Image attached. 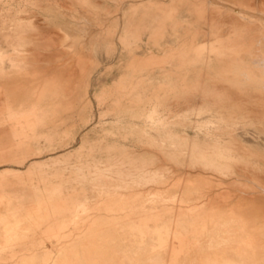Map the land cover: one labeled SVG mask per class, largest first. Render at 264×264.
I'll list each match as a JSON object with an SVG mask.
<instances>
[{"label":"rangeland","instance_id":"rangeland-1","mask_svg":"<svg viewBox=\"0 0 264 264\" xmlns=\"http://www.w3.org/2000/svg\"><path fill=\"white\" fill-rule=\"evenodd\" d=\"M260 54L264 0H0V264H258Z\"/></svg>","mask_w":264,"mask_h":264},{"label":"bare ground","instance_id":"bare-ground-1","mask_svg":"<svg viewBox=\"0 0 264 264\" xmlns=\"http://www.w3.org/2000/svg\"><path fill=\"white\" fill-rule=\"evenodd\" d=\"M10 45V44H9ZM9 48V47H8ZM251 62L252 65L256 68L259 69V72L261 73V77H255V76H250L247 73H241L239 75V78L236 80V82L238 83L239 86L242 87H251L252 89H256L257 91H259L260 93L263 94V98H264V54H260V55H256L255 57L251 58ZM205 76V75H204ZM201 93V92H200ZM201 96V94L199 95ZM196 104V103H195ZM264 106V105H263ZM256 108V107H255ZM261 109V108H260ZM259 109V110H260ZM263 109V108H262ZM248 110V109H247ZM253 111V110H252ZM193 114L195 116H200L201 114H203V110L201 108V106L199 104H196L193 107L192 110ZM250 112V111H249ZM255 112V111H254ZM241 114V112H240ZM245 114V113H244ZM236 116V115H235ZM254 118V116H252ZM262 117V116H261ZM264 117V116H263ZM192 118V117H191ZM235 118V117H234ZM199 119V118H198ZM236 119V118H235ZM199 123H202L203 121L199 120ZM196 120L195 122H193L194 125V129L197 130V126L198 123ZM192 123V122H191ZM237 123V122H236ZM244 123V122H242ZM248 123V122H247ZM227 124V123H226ZM206 125V124H204ZM225 125V124H224ZM223 125V126H224ZM235 125V124H234ZM233 126V125H231ZM210 127V126H209ZM208 127V128H209ZM205 128V127H204ZM200 129V128H199ZM198 129V130H199ZM195 130V131H196ZM207 130V129H206ZM193 131V130H192ZM202 133V132H200ZM196 134V133H195ZM189 137H191V135L189 134ZM194 138V136L192 137ZM214 145H216V147L218 149H222L221 145H217L216 143H214ZM212 151V149H211ZM214 151V149H213ZM217 152V151H215ZM221 152V151H220ZM199 162V161H198ZM233 162V161H232ZM236 163V162H235ZM201 164V163H200ZM205 165V164H204ZM205 169V168H204ZM212 170V168H211ZM216 171V170H215ZM213 173V172H212ZM203 175V174H202ZM210 175V174H209ZM260 192L262 195H264V189L261 188ZM241 193V192H240ZM243 195V194H241ZM240 195V198H241ZM259 195V194H258ZM252 196V195H251ZM249 197V196H248ZM238 199V198H237ZM233 203V202H232ZM233 206V205H232ZM237 206V205H236ZM238 207V206H237ZM237 213L245 216L246 217V212H245V208H241L239 207L237 210ZM252 223L253 226L251 228L252 234L255 238V243L257 246V257H258V264H264V207L261 208L258 213L254 216V218L252 219Z\"/></svg>","mask_w":264,"mask_h":264}]
</instances>
